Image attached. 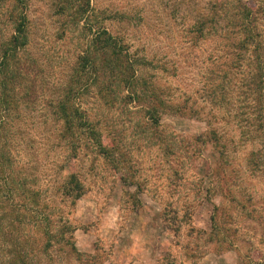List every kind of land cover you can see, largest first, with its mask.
Segmentation results:
<instances>
[{
	"label": "rangeland",
	"instance_id": "rangeland-1",
	"mask_svg": "<svg viewBox=\"0 0 264 264\" xmlns=\"http://www.w3.org/2000/svg\"><path fill=\"white\" fill-rule=\"evenodd\" d=\"M209 1L89 0L79 22L70 16L79 0L23 1L29 44L21 61L31 85L11 115V177L39 191L52 222L73 227L76 248L50 247L42 264H264V125L242 130L237 107L246 68L220 71L218 35L195 31ZM254 2L264 36V0ZM9 9L10 1L0 0V41ZM100 27L127 48L141 99L130 101L121 83L82 80L75 102L88 124L78 129L70 161L83 193L72 202L58 189L68 148L48 110ZM152 89L163 100L158 122L148 111ZM3 239L0 233V253Z\"/></svg>",
	"mask_w": 264,
	"mask_h": 264
},
{
	"label": "trees",
	"instance_id": "trees-1",
	"mask_svg": "<svg viewBox=\"0 0 264 264\" xmlns=\"http://www.w3.org/2000/svg\"><path fill=\"white\" fill-rule=\"evenodd\" d=\"M9 1V29L5 38L0 41V233L7 245L3 248L5 253H0V264H42L46 258H50V247L57 246L66 253L75 252L76 248L72 241L73 227L65 221L60 224L52 222L44 210L48 207L47 203L39 200V191L29 189L25 181L17 182L11 177L14 171L12 139L9 135L11 115L13 112L17 113L16 109L28 94L31 83L24 82L26 72L21 61L22 50L29 44L27 6L24 8L23 1L29 0ZM74 1L78 0H64L67 3ZM57 7L63 9V6ZM88 8L89 0H79L70 16L79 22L87 16ZM259 12L260 8L255 5L254 0H210L203 7V11H199L195 25V31L200 35L209 34L211 30L218 35L217 39L225 54V62L223 68H219L220 71L226 73L228 67L232 69L230 73H235L242 65L246 68V78L241 81L242 91L238 93L240 104L237 107L240 109L239 115H243L240 118L243 131H262L264 125V36L258 23L254 21L258 19L256 14ZM88 27L91 31V26ZM132 61L127 48L106 28L100 27L93 32L85 50L78 52L64 84H61L50 102L48 111L53 124L58 125L57 139L61 143L63 141L68 148L64 164L68 168L67 175L58 184V189L72 202L83 193V185L70 161L77 155V139L80 133L78 129L88 124L87 111L75 102L76 97L85 90L81 85L82 80L95 83L105 78L113 85L121 83L125 89H131V93L135 94L127 95L130 101L133 97L140 100L139 91L133 82L137 76ZM145 84L146 80L142 82V88H146ZM157 99L156 92L152 89L148 99L151 101L148 103V111L154 116L163 105V100ZM156 116H151L154 122H158ZM89 135L97 139L92 128ZM98 151L110 153L105 146H99ZM3 193L15 197L20 195L22 200H12V203L8 200L2 201ZM31 229H34L35 234H31ZM215 232L211 231L210 235L214 236Z\"/></svg>",
	"mask_w": 264,
	"mask_h": 264
}]
</instances>
